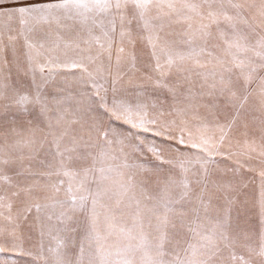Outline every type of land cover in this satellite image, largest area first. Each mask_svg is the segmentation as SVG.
Listing matches in <instances>:
<instances>
[{
  "label": "snow or ice",
  "instance_id": "1",
  "mask_svg": "<svg viewBox=\"0 0 264 264\" xmlns=\"http://www.w3.org/2000/svg\"><path fill=\"white\" fill-rule=\"evenodd\" d=\"M0 255L264 264V0H0Z\"/></svg>",
  "mask_w": 264,
  "mask_h": 264
},
{
  "label": "rangeland",
  "instance_id": "2",
  "mask_svg": "<svg viewBox=\"0 0 264 264\" xmlns=\"http://www.w3.org/2000/svg\"><path fill=\"white\" fill-rule=\"evenodd\" d=\"M257 2H259V0H257ZM218 162H221V166H223V163L222 162V158L218 157L217 158ZM229 166L232 165V161H227L226 162ZM28 245H26L27 247ZM3 259H5L4 256L0 255V262L3 261ZM9 259L11 260H16L17 261V264H29V262L31 261L32 257H18V256H10Z\"/></svg>",
  "mask_w": 264,
  "mask_h": 264
}]
</instances>
